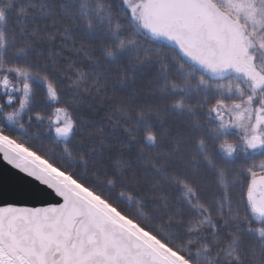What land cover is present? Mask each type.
<instances>
[{
    "label": "trees",
    "instance_id": "obj_1",
    "mask_svg": "<svg viewBox=\"0 0 264 264\" xmlns=\"http://www.w3.org/2000/svg\"><path fill=\"white\" fill-rule=\"evenodd\" d=\"M29 1L31 8L24 17L19 15L21 21L8 25L13 53L4 55L0 52V66L5 69L9 66L35 67L54 82L58 101L51 100L47 83L41 82L39 77L28 81L32 88L29 101L31 104L40 103L45 108L47 120L40 118L41 109L30 106L22 115L27 127L42 129L39 133L43 138L55 144L59 161L49 159L57 165L68 166L76 175L95 186L101 177L105 180L113 177L115 182L112 185L120 195L124 193L121 195L122 203L117 202L121 208L134 207V216L148 221L151 228L166 234L165 238H171L178 246L185 247L194 260L193 255L199 256L197 250L200 244L218 239L223 245L236 234L240 237L238 250L254 248L256 257L264 262V255H259L261 241L257 230L251 240L252 237L247 235V228L250 227L246 226V221L243 222V228H246L238 233V217L233 218V209L224 207L221 214V179L198 174L189 181L177 165L176 156L181 151L177 150L178 147L174 149L179 144L175 141L187 142L185 139L189 135L185 129L189 126L204 127L209 132L214 126L216 129L209 133H219L216 122L206 118L207 104L200 102L194 85L220 75L204 72L171 44L141 31L127 19L122 0H97L96 5L98 8L101 6L104 15H114L104 17L100 24L91 28L84 23V14H78L75 3L69 0ZM41 2H44V7L40 6ZM49 9V14L44 15ZM13 14L3 19L9 21ZM117 23L121 25L120 29L115 27ZM121 40L125 41V46L116 48ZM109 50L113 52L111 57L107 55ZM230 70L225 73H230ZM79 72L84 73L83 80H78ZM23 82L21 79L17 86ZM19 102L18 94L9 97L0 91V120L8 111L17 108ZM172 102H179L180 106L176 107L177 103ZM121 105H126L131 111L130 119L118 111ZM139 108L158 112L138 118L136 109ZM58 109L70 110L75 120L72 133L66 138L58 137L55 132V128L61 126L54 123L59 115ZM179 119L185 122L180 124ZM166 121L179 128L175 129V135L168 129L173 138L168 139L167 147L159 149L157 142L154 146L145 143L144 132L148 129L157 132ZM126 128L134 131L132 136L128 135ZM242 137L243 131L239 140H227L235 142L231 154L221 147L225 140L217 142L213 148L216 158L224 162L232 159L240 149L250 151ZM113 161L118 163L119 173L107 175L106 168ZM181 179L197 190L200 201L209 211L197 210L205 216L210 215L216 225L213 234L207 223V240L197 238L199 242L195 245L187 243L191 240L189 232L184 226H179L183 219L175 215L177 209H183L177 202L178 198L179 202L188 203L179 184ZM239 191L244 189L240 187ZM127 193H133V197L129 199ZM218 215H223L222 222L216 218ZM258 228H264V225L258 224ZM214 247L217 249L218 245ZM215 263L225 264V259L221 257Z\"/></svg>",
    "mask_w": 264,
    "mask_h": 264
},
{
    "label": "snow or ice",
    "instance_id": "obj_2",
    "mask_svg": "<svg viewBox=\"0 0 264 264\" xmlns=\"http://www.w3.org/2000/svg\"><path fill=\"white\" fill-rule=\"evenodd\" d=\"M11 3L12 0H5L0 4V19ZM122 4L132 24L154 37L175 41L186 59L214 74L222 75L228 69L242 74L251 92L245 93L237 86L235 98L230 95L209 102L206 118L216 122L220 130L241 129L249 149L264 146V67L256 63L251 51L254 41H259L264 49V0H122ZM40 6L44 7V2ZM84 23L91 28L86 13ZM33 77L46 82L51 100L58 101L51 77L31 66H0V91L9 97L18 94L19 107L24 109L32 91L28 81ZM21 79L24 82L18 87ZM83 79L84 73L79 72L78 80ZM175 106L179 107V102ZM58 112L54 123L61 126L55 132L66 138L71 135L75 120L70 110ZM7 119L11 123L13 115ZM145 143L154 146L156 139L149 134ZM203 143L201 139L200 144ZM221 147L229 148V154L234 151L227 140ZM0 159L57 197L55 202L38 207L10 202L0 205V264H190L185 247L165 238L166 234L151 228L148 221L129 215L102 188L88 183L68 166L55 164L6 132L2 125ZM244 172L248 179L243 181L244 191L235 202L229 186L221 180V214L224 207L231 210L235 204L259 222L264 219V160L254 162ZM179 184L192 207L209 211L191 184L182 179ZM239 214L237 211L234 219ZM244 219H249L248 215ZM201 223H209L215 234L216 225L210 215ZM257 232L261 241L259 255H264V228ZM234 254V249L218 244L214 258L219 261Z\"/></svg>",
    "mask_w": 264,
    "mask_h": 264
},
{
    "label": "rangeland",
    "instance_id": "obj_3",
    "mask_svg": "<svg viewBox=\"0 0 264 264\" xmlns=\"http://www.w3.org/2000/svg\"><path fill=\"white\" fill-rule=\"evenodd\" d=\"M4 3L5 0H0V4ZM74 3V8L76 9L77 13H86L88 19L91 20V25L93 26L96 24H100V21H102L104 17L107 16V18H111L114 15L113 13L104 15L101 6L98 8L96 5L97 0H83V2H81V0H75ZM30 8L31 4L29 0H12L10 7L6 9V13L4 16L9 17L14 12L18 13L16 17L14 13L9 21L7 19H0V52L2 54L6 55L9 53H13L12 42L8 33V25H11V23L15 24L18 20H20L19 15L21 17H24V15L27 14V11ZM251 51L256 60V63L260 67H264V49L260 47L259 41H254ZM230 71V73L220 75L213 80L205 81V83L201 81L197 84V86L194 85V87L197 88L195 90L200 95V102L203 101L204 103L208 104L209 102H212L217 98L223 97L227 99L230 95L235 98L237 86H239L245 93L251 92L249 85L242 78V74H235L233 73L234 71ZM29 106L32 107V109H41V111L39 112L42 113L40 118L47 120V113L45 108L40 103L31 104L29 101L24 109H20L18 105L14 110L8 111L5 114L4 119L0 120V125L4 127L6 132L12 134L13 136L19 137L20 140L26 142V144L29 145L32 149H37L46 157H50L56 161H59L57 159L58 157H56L59 152L56 150V147H54L55 144L45 140L39 133V131L42 129H38V127L35 126L27 127L24 124L22 115L27 112ZM16 113H19V115H16ZM10 114L13 115V121L11 123H9L7 119L8 115ZM178 122L182 124L185 122V120L179 119ZM189 127V129H185L189 135L188 139H185L187 140V142L183 141L184 143H180L179 140H174L176 144L179 143L174 147V149L178 147L177 150L181 151L180 154L176 156V159L179 161V163H177L178 168L185 172L186 179L189 181H192V179L195 178V175L198 174H202V176L216 177L217 179L223 180L229 186V192L233 201L235 202L239 200L240 194L242 193L239 191V189L240 187L243 188V181H246L248 179L246 173L244 172V169L252 165L254 162L258 164L261 160H264V146L258 147L256 149H251L250 151L240 149L234 154L232 159H228L227 161L223 162L216 158V154L213 148L217 146V142H220L222 140H229L234 138V140H239L242 130L235 127H228L226 130L223 129V132L219 130V133H216L217 135H213L209 132L213 131L212 129H216L214 126L210 127L211 130H209V132L204 127ZM168 129H171V133L175 135L174 133H177L176 130L179 128L176 127L171 121H166L165 125H161L159 127V129L157 130L158 139L156 141V147H159V149L167 147L166 143L168 139L173 138L170 137V134H168ZM133 133V130H131L130 132L128 131V135L130 136H132ZM198 138L203 139V145L197 142ZM118 169V163L113 161L112 164H110V166L106 168V172H108L107 175H118ZM96 187L102 188L105 193L111 197L112 200L122 203L121 195L120 193H118L115 185H112V183H107L103 177L100 178V181H98V185H96ZM178 199L177 202L183 206V209H177L178 213L175 214L183 219V222H179V226H184L186 228V230L189 232V238L191 240L196 241L198 240L197 238H199L201 239V241H206L207 223H201V221H203L205 217L204 213L192 207L189 203L186 204L179 202ZM123 208L131 211L132 214L135 213L133 209L134 207L132 206H129L128 208L124 206ZM232 209L233 212L240 211L248 215L249 219L247 220L238 217V224L236 225L239 226L238 233H242V230L246 228H243V225L246 221V226L250 227L247 229H251V231H247V235L252 237L250 239L253 240L254 231L257 230L256 228L258 227V224L264 225V219L257 222L252 217L250 212H245V209L242 206L238 208L235 204H233ZM216 218L219 222H222V219L224 217L223 215H218V217ZM219 222H216V224H219ZM189 229L193 230L190 231ZM198 242L199 240L197 241V243ZM197 243H194V245ZM237 245L238 244H236V249L238 250L239 248L237 247ZM210 254L212 253L210 252ZM193 258H196V260H201V263L204 264V260L202 257H196L195 255H193ZM223 259H225V257H223Z\"/></svg>",
    "mask_w": 264,
    "mask_h": 264
},
{
    "label": "water",
    "instance_id": "obj_4",
    "mask_svg": "<svg viewBox=\"0 0 264 264\" xmlns=\"http://www.w3.org/2000/svg\"><path fill=\"white\" fill-rule=\"evenodd\" d=\"M155 39L167 42L174 46L177 51L184 55L175 41H170L166 37H154ZM190 61L191 59L188 58ZM197 67L210 75H216L207 71L203 66L191 61ZM57 199L55 193L50 192L43 186L38 185L31 178L19 173L17 170L8 166L0 159V205L5 202L15 203L19 206H45L47 203L55 202Z\"/></svg>",
    "mask_w": 264,
    "mask_h": 264
},
{
    "label": "clouds",
    "instance_id": "obj_5",
    "mask_svg": "<svg viewBox=\"0 0 264 264\" xmlns=\"http://www.w3.org/2000/svg\"><path fill=\"white\" fill-rule=\"evenodd\" d=\"M115 27L117 29L121 28V25L119 23H117L115 25ZM125 46V41L121 40L120 42H118L117 44V48H123ZM107 55L109 57H111L113 55L112 50H109L107 52ZM172 103H177V102H172ZM118 111L122 114L125 115V117L127 118H131V111L128 109V107L126 105H121L118 109ZM158 110H153V109H145V108H139L136 109V116L138 118H143L145 116H149V115H155L157 114ZM151 134L152 136L155 137L156 141L158 139V135L157 132L153 129H148L144 132V136L145 138ZM202 138H198V143H200ZM223 143V142H222ZM235 142L234 141H228V144L230 146H233ZM225 150L227 152H229V148H225ZM143 151V149H142ZM106 182L111 184L113 182H115V179L113 177H108L106 178ZM127 195H129L130 197H133V193H127ZM124 211H126L127 213H129V215L134 216L131 211L124 209ZM236 215V212H233V218ZM245 214L243 212H240L239 217L241 219H244ZM225 223H227V220L225 221ZM189 230H193V229H189ZM240 237L236 234H233V238L230 241H224L223 242V246L226 249L235 250V254L234 256H230V257H225V264H232L233 261L236 262V264H264V262H261L257 257H256V253L254 248L251 249H244V250H237L236 249V244L239 241ZM188 244H194L197 243V241H193V240H189L187 242ZM221 242L218 239H214L209 243H202L199 245V249L197 250V254L199 256H201L204 260V264H209V261H211V264H215V254L216 251L214 252V246H217L218 244H220ZM216 249V248H215ZM187 250V249H186ZM212 253L211 255H208V253ZM188 258L190 260V264H201V260H194L191 258L192 254L190 252H187Z\"/></svg>",
    "mask_w": 264,
    "mask_h": 264
}]
</instances>
